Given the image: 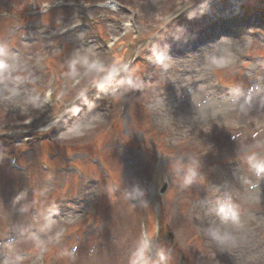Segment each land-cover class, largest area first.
I'll return each mask as SVG.
<instances>
[{
    "label": "rangeland",
    "instance_id": "374dc122",
    "mask_svg": "<svg viewBox=\"0 0 264 264\" xmlns=\"http://www.w3.org/2000/svg\"><path fill=\"white\" fill-rule=\"evenodd\" d=\"M201 1L0 0V264H264V0Z\"/></svg>",
    "mask_w": 264,
    "mask_h": 264
},
{
    "label": "bare ground",
    "instance_id": "6f19581e",
    "mask_svg": "<svg viewBox=\"0 0 264 264\" xmlns=\"http://www.w3.org/2000/svg\"><path fill=\"white\" fill-rule=\"evenodd\" d=\"M113 3L115 2L116 3V0H111ZM210 1L211 0H202L201 2H199L198 4H196L195 6H193V7H190V8H188L187 10H185L184 12H185V14H186V16H189V15H191V13L193 14V13H196V12H198L200 9H202L203 7H207V5L210 3ZM193 10V11H192ZM182 16H184V13H183V15ZM192 40H189L188 42H184L187 46H190L191 44H192ZM184 44V45H185ZM181 45V44H180ZM33 72H36L35 71V69L33 70ZM5 85H13V83L11 82V83H8V84H5ZM2 91H6V89H4V88H2ZM223 98L224 99H232V98H229V97H224L223 96ZM153 111H157V110H153ZM229 113V111H226V114H228ZM54 121H52V123H53ZM54 124V123H53ZM31 125V124H30ZM44 126H46V125H44ZM53 127H54V125H53ZM255 162L254 161H251L250 162V164H249V166H250V171L251 172H253L254 173V168H255ZM255 174V173H254ZM251 207H254V205H250ZM263 213V212H262Z\"/></svg>",
    "mask_w": 264,
    "mask_h": 264
},
{
    "label": "clouds",
    "instance_id": "9594fccd",
    "mask_svg": "<svg viewBox=\"0 0 264 264\" xmlns=\"http://www.w3.org/2000/svg\"><path fill=\"white\" fill-rule=\"evenodd\" d=\"M7 56V49L4 46H0V57H6ZM0 67H7L6 61L3 59H0ZM194 175V174H193ZM192 182L191 176H186L184 183L185 185ZM147 242H144L141 249H138V252L142 255L143 247H146ZM166 259L163 252L160 253V260L163 262ZM132 264H146V261L141 260H135L132 262Z\"/></svg>",
    "mask_w": 264,
    "mask_h": 264
},
{
    "label": "water",
    "instance_id": "95a60500",
    "mask_svg": "<svg viewBox=\"0 0 264 264\" xmlns=\"http://www.w3.org/2000/svg\"><path fill=\"white\" fill-rule=\"evenodd\" d=\"M163 190H164V188H163Z\"/></svg>",
    "mask_w": 264,
    "mask_h": 264
}]
</instances>
